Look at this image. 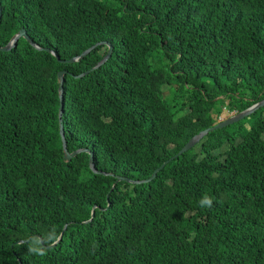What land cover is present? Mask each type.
I'll return each mask as SVG.
<instances>
[{"label": "trees", "instance_id": "1", "mask_svg": "<svg viewBox=\"0 0 264 264\" xmlns=\"http://www.w3.org/2000/svg\"><path fill=\"white\" fill-rule=\"evenodd\" d=\"M0 11L1 46L24 28L41 48L21 37L0 50V264H264V105L139 181L264 99V0H0ZM106 43L109 58L77 77ZM60 124L67 150L92 152L101 173L86 151L64 159Z\"/></svg>", "mask_w": 264, "mask_h": 264}, {"label": "water", "instance_id": "2", "mask_svg": "<svg viewBox=\"0 0 264 264\" xmlns=\"http://www.w3.org/2000/svg\"><path fill=\"white\" fill-rule=\"evenodd\" d=\"M0 17H1V11H0ZM24 38L25 40H27L31 45H33L34 47H36L37 49H41L40 47H38L36 44L33 43L32 39L26 34V31L24 28H20L15 34L12 35V37L10 38V40L3 46L0 45V50H9L11 48H13L14 46H16L17 41L19 38ZM103 42H97L94 45H92L91 47L85 49L84 51H82L79 55L71 57L67 60H61L64 62H74L76 60H78L79 58H82L83 56H85L93 47H95L98 44H101ZM108 44V51L106 52V54L93 66L91 67L89 70L84 71L83 73L77 75V77L82 76L83 74L87 73L88 71L95 69L97 67H99L102 63H104V61H106L110 54H111V50H112V46L110 45V43H106ZM52 54L55 55L54 52H52L51 50H49ZM57 60H60L59 57L57 55H55ZM63 74L64 71H59L57 74L58 77V81H59V85H58V94H59V98H60V105H59V115L62 114V110H63V102H62V92H63V87H62V83H63ZM264 105V99H262L261 101L251 105L250 107H248L247 109L237 113V114H233L232 116H229L225 119H221L219 120L215 125L207 127L203 130H201L200 132H198L197 134H195L194 136H192L173 156H171L169 159H167L166 161H164L159 167L155 168L153 170V172L151 173V175L146 178V179H142L139 180L140 182H144V181H148L151 180L155 174L157 173V171L163 167V165L170 159H172L173 157H176L178 155H180L181 153H183L184 151L188 150L192 145H194L201 136H203L204 134H206L207 132L216 129L218 127H222L225 126L227 124H230L234 121L239 120L240 118L251 114L252 112H254L256 109H258L259 107ZM59 130H60V136H61V142H62V150H63V157L66 160H69L70 158H72L74 155H76L77 153H79L80 151H86L89 153V158H88V163H89V167L93 172H98L101 173V171H98L95 169L94 167V162H93V154L92 152H90L87 149L84 148H78L76 150H73L71 152H69L66 148V144H65V138H64V132H63V126L62 124L59 125ZM114 176V175H113ZM122 179H127L123 176H116L115 181L118 180H122ZM128 180V179H127ZM93 214V212L91 213ZM62 234V233H61Z\"/></svg>", "mask_w": 264, "mask_h": 264}, {"label": "clouds", "instance_id": "3", "mask_svg": "<svg viewBox=\"0 0 264 264\" xmlns=\"http://www.w3.org/2000/svg\"><path fill=\"white\" fill-rule=\"evenodd\" d=\"M202 206H207V207H211V200L208 197H205L202 201H201ZM51 239L53 240V242L58 241L59 237L53 235V237H51ZM28 251L33 254V255H44L45 254V250L43 248H41L39 246V241H32L29 246H28Z\"/></svg>", "mask_w": 264, "mask_h": 264}, {"label": "rangeland", "instance_id": "4", "mask_svg": "<svg viewBox=\"0 0 264 264\" xmlns=\"http://www.w3.org/2000/svg\"><path fill=\"white\" fill-rule=\"evenodd\" d=\"M234 112L232 111L231 113H229V114H223V115H221L220 117H219V119H224V118H227V117H229L230 115H232Z\"/></svg>", "mask_w": 264, "mask_h": 264}, {"label": "bare ground", "instance_id": "5", "mask_svg": "<svg viewBox=\"0 0 264 264\" xmlns=\"http://www.w3.org/2000/svg\"><path fill=\"white\" fill-rule=\"evenodd\" d=\"M2 16H3V15H2ZM2 16H1V17H2ZM59 58H60V57H59ZM62 114H64V112H63ZM62 119H63V118H62Z\"/></svg>", "mask_w": 264, "mask_h": 264}]
</instances>
